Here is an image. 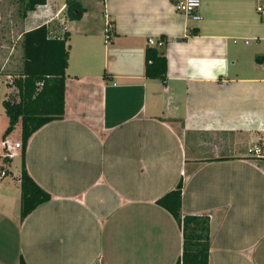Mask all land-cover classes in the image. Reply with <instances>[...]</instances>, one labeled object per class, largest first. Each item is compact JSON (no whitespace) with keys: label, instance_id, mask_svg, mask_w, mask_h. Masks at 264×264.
Returning a JSON list of instances; mask_svg holds the SVG:
<instances>
[{"label":"crops","instance_id":"1","mask_svg":"<svg viewBox=\"0 0 264 264\" xmlns=\"http://www.w3.org/2000/svg\"><path fill=\"white\" fill-rule=\"evenodd\" d=\"M174 1L81 0L77 20L65 0L25 17L26 0L0 3L16 43L42 24L70 34L63 116L0 154V264H175L182 230L156 200L180 179L182 214L209 217L208 264H264V0H201L199 20ZM160 35L165 80L144 74ZM7 124L3 108L0 142H20ZM21 152L50 194L23 220L10 168Z\"/></svg>","mask_w":264,"mask_h":264},{"label":"trees","instance_id":"2","mask_svg":"<svg viewBox=\"0 0 264 264\" xmlns=\"http://www.w3.org/2000/svg\"><path fill=\"white\" fill-rule=\"evenodd\" d=\"M46 0H26L21 11L25 17L27 11L45 4ZM85 11L81 0H65L63 9L67 20L79 19ZM52 24V23H51ZM51 24H42L22 34L21 71L14 80L16 96L2 100L8 124L4 137L14 128L21 129V151L24 150L30 136L41 126L59 119L65 112V78L69 59L70 34L63 31L52 34ZM110 35V30H108ZM193 31L190 30L189 34ZM184 39V38H183ZM158 41L163 45H147L144 52V74L150 79L165 80L167 58L165 46L167 37L160 35ZM8 161L10 158L5 157ZM6 174V172L0 175ZM20 181V218L23 220L33 209L50 199L28 174L21 152ZM182 179L175 188L156 200L181 227L183 237L182 255L175 264H208L209 262V217L202 215H183L181 211ZM19 264H27L21 257Z\"/></svg>","mask_w":264,"mask_h":264},{"label":"rangeland","instance_id":"3","mask_svg":"<svg viewBox=\"0 0 264 264\" xmlns=\"http://www.w3.org/2000/svg\"><path fill=\"white\" fill-rule=\"evenodd\" d=\"M4 1V0H3ZM3 1L0 0L1 6L3 5ZM260 3V2H259ZM263 3V2H261ZM254 7L256 2L253 3ZM0 6V7H1ZM21 42L18 41L16 43L12 37L3 35L0 33V90H5L7 93L5 97H13L16 96L17 90L15 88L14 80L17 74L21 71V63H22V49H21ZM242 43H245V40H242ZM250 43V41H249ZM247 44V43H246ZM252 44V41H251ZM1 94V92H0ZM1 100V95H0ZM0 114H3V106L0 101ZM20 129V126L14 128L7 136L12 135V133L16 130ZM21 140V129H20V139ZM21 142V141H20ZM2 156L5 155L4 150L1 147ZM7 163V162H3ZM7 164H10L9 162ZM11 170L12 173H17L20 169L21 172V163L19 162V158L14 157L13 161L11 162ZM20 175V174H19ZM11 175L9 176L7 181L15 182L16 179H11Z\"/></svg>","mask_w":264,"mask_h":264},{"label":"built area","instance_id":"4","mask_svg":"<svg viewBox=\"0 0 264 264\" xmlns=\"http://www.w3.org/2000/svg\"><path fill=\"white\" fill-rule=\"evenodd\" d=\"M201 6V0H175L174 1V8L175 10H177L178 12H181L189 17H191L193 20H199L201 19V15L197 14L196 11L198 8H200ZM65 4L62 6L61 10L64 9ZM256 11L257 13L264 18V3H258L256 5ZM109 23L107 24V28L104 34L105 37V41L109 40L110 35H109ZM149 45H156L158 47L163 45L162 41H158V40H153L150 39L149 40ZM0 145L2 147V149L5 152V157H13V153L10 151V149L12 147H17V148H21V142H12L10 139L4 138L1 142ZM259 147L257 145L252 146L249 149V152H253V153H258Z\"/></svg>","mask_w":264,"mask_h":264}]
</instances>
